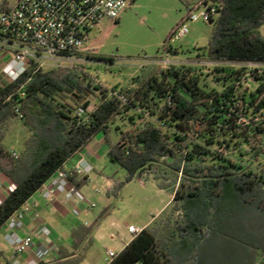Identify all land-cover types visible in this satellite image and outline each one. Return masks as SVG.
I'll use <instances>...</instances> for the list:
<instances>
[{
    "label": "trees",
    "instance_id": "1",
    "mask_svg": "<svg viewBox=\"0 0 264 264\" xmlns=\"http://www.w3.org/2000/svg\"><path fill=\"white\" fill-rule=\"evenodd\" d=\"M202 1L219 12L211 19L215 30L209 44L201 49L213 64L212 74L204 72L201 61L167 68L151 63L128 84L108 89L85 65L44 70L32 63L17 81L0 82V172L14 186L0 203V230L59 169L68 170L67 162L103 134L108 157L128 172L126 182L135 177L158 180L162 189L171 190L181 212L163 226L137 232L108 264H176L181 243L186 244L182 252L192 257L188 264H201L195 259L202 257L203 242L220 235L253 240L236 260L251 254L255 258L259 250L264 254V231L249 228V212L264 219V0ZM173 33L164 47L176 54L179 50L170 45ZM248 80L256 83L255 89ZM80 107L85 117L79 116ZM127 116L131 127L112 143L115 122ZM18 119L32 131L19 155L3 143ZM71 180L81 188L88 177L74 175ZM123 183L116 181L115 195ZM109 214L107 207L89 226L80 224L73 231L75 247ZM176 230L181 239L189 235L186 243L174 240ZM85 252L83 247L77 257L54 264H79Z\"/></svg>",
    "mask_w": 264,
    "mask_h": 264
},
{
    "label": "rangeland",
    "instance_id": "2",
    "mask_svg": "<svg viewBox=\"0 0 264 264\" xmlns=\"http://www.w3.org/2000/svg\"><path fill=\"white\" fill-rule=\"evenodd\" d=\"M130 1L131 6L117 22L106 19L92 32L91 36L97 46V52L92 56L90 63L85 64L84 67L96 82L108 89L124 86L137 77L143 67L155 63L164 68V61L167 60L172 63L201 61L206 65L205 73L212 74L214 72L212 62L206 60L205 52L201 49L208 46L210 37L215 30V23L202 17L197 20L188 19L191 11L200 14L205 10L202 0ZM183 21L189 32L180 39L170 40V45L178 49L179 53H168L164 43L171 32ZM261 32L264 35V25L261 27ZM197 53L200 56H197ZM101 56L106 59H99ZM77 66L81 67V65ZM52 68L55 67L48 63L43 69ZM248 85L252 90L256 87V83L251 80H248ZM217 86L219 87V85ZM129 117L115 122L114 127L117 129L110 134L112 143L117 142L122 130L131 127ZM31 134V129L18 119L10 125L3 143L9 150L15 151L19 155L25 151L26 142L30 139ZM97 137L104 139L103 134H98L95 138ZM102 146L104 150L107 149L105 141ZM110 161L103 174L105 177L124 182L118 191L117 199L114 198L110 202L109 215L113 216L114 221L121 220L128 226L130 223L147 220L152 213H156L155 210L160 205L172 202L171 190L163 189L162 194L157 192L161 188L158 180L135 177L130 182H126L128 172ZM90 185L94 188H102L101 182ZM174 203L175 201L165 214L166 221L168 219L173 221L181 215L180 210L175 209ZM102 204L99 201V208L103 207ZM249 213V228L259 232L264 231V219H260L259 214ZM109 215L101 220L102 227L105 229L104 231L115 232L118 236L116 229L110 227L112 220H109ZM252 242L251 237L237 238L233 235H220L212 240H206L203 242L204 246L200 253L207 257V261L204 260L201 264H237L236 254L244 252Z\"/></svg>",
    "mask_w": 264,
    "mask_h": 264
},
{
    "label": "built area",
    "instance_id": "3",
    "mask_svg": "<svg viewBox=\"0 0 264 264\" xmlns=\"http://www.w3.org/2000/svg\"><path fill=\"white\" fill-rule=\"evenodd\" d=\"M130 6V0H0V82L17 81L32 63L37 69H43L48 63L54 67L90 63L96 52L92 32L106 19L117 22ZM204 6L205 10L200 14L191 11L188 19L202 17L211 21L218 17L219 12L214 5ZM188 32L183 21L174 29L171 40L180 39ZM164 62V68L172 64L169 60ZM21 94L25 95L23 91ZM17 111L23 117L19 109ZM78 114L85 117V109L80 107ZM93 170V164L80 157L71 169H59L46 182L47 186L44 184L40 188V192L47 200L63 193L67 201L73 198L85 201V194L71 178L74 175L89 177ZM26 215H32L37 220L41 218L40 213L27 202L4 225V239L17 255L27 252L35 241V236L23 237L19 234ZM129 230L132 233L138 231L133 225ZM39 233L49 236L51 230L42 226ZM47 247L54 257L60 255L55 242L49 241ZM115 255L114 250H108L107 263Z\"/></svg>",
    "mask_w": 264,
    "mask_h": 264
},
{
    "label": "crops",
    "instance_id": "4",
    "mask_svg": "<svg viewBox=\"0 0 264 264\" xmlns=\"http://www.w3.org/2000/svg\"><path fill=\"white\" fill-rule=\"evenodd\" d=\"M94 46L95 48L97 47L95 43ZM103 142L104 139L95 138L94 141L89 143L78 155L70 159L65 165L66 169H71L74 162L80 157H85L93 164L94 173L88 177L87 184L80 188L85 194V201H80L76 198L67 201L63 193H58L52 199L47 200L43 197L39 189L28 202L32 204L35 211L40 213L41 218L37 220L34 219L32 215H26L24 226L19 230V234L23 237L35 236L33 246L27 252L17 255L14 249L5 241L3 227V229L0 230V264H16L15 262H18V264H54L56 260L66 261L77 257L78 254L81 253V248L83 247H86L85 257L79 264H108L106 260L108 250H114L116 253H119L132 241L135 234L143 228L154 227L156 225L163 226L167 222L165 220V214L170 210L174 202L173 194L171 196V198H173L172 202L160 205L156 208V213H152L147 220L130 223L126 226L123 221H114L113 216L109 215V220H112L110 227L116 229L118 236L115 232L104 231L105 229L102 227L103 224L101 223L93 231L89 239L82 241L80 247H75L73 231L80 224L87 226L92 224L100 217L104 209L110 206V202L113 201L114 198L117 199V195L114 194L113 188L116 181L119 182L120 180L105 177L103 174V171L108 167L110 161L107 149L104 150V145L102 146ZM98 182L102 183V188H94V186L90 185L91 183ZM13 187L11 180L0 172V203L12 191ZM157 192L162 194L163 189L160 188ZM99 201L103 203L102 208H99ZM131 225L138 229L136 233H132L129 230ZM42 226H47L51 230L49 236L39 233ZM187 236L189 235L185 233L181 239V234L176 230L174 240H181L183 243H186L185 237ZM49 241H53L58 245L60 249V255L58 257H54L48 252L47 245ZM185 246L186 244L182 245L181 243V247L176 246L175 256L171 254V256H174L176 264H188L190 262L192 257L190 255L186 256L183 253L184 251L182 252ZM206 258L207 257L204 256H196L195 262L198 260L202 263L204 260L207 261ZM236 263L264 264V254L259 250L255 258H253L251 254L246 258L240 257Z\"/></svg>",
    "mask_w": 264,
    "mask_h": 264
}]
</instances>
